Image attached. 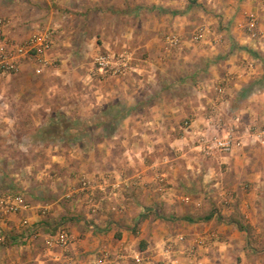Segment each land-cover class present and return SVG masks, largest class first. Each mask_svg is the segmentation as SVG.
I'll use <instances>...</instances> for the list:
<instances>
[{"label":"crops","instance_id":"obj_1","mask_svg":"<svg viewBox=\"0 0 264 264\" xmlns=\"http://www.w3.org/2000/svg\"><path fill=\"white\" fill-rule=\"evenodd\" d=\"M32 1L35 11L22 14L0 2L6 31L17 40L37 28L56 29L49 52L56 65L37 73L25 62L5 80L21 89L0 94V108L22 132L8 159L22 156L29 163L30 175L16 171L13 181L34 207L0 216V264H71L70 259H87L105 247L115 256L122 253L118 264H138L134 256L159 252L171 231L185 233L187 244L216 233L202 253L206 264H264V147L243 133L247 126H264V0ZM48 5L54 6L45 9ZM107 6L117 10L112 20L111 11L104 12ZM153 7L159 10L150 11ZM201 24L210 30L206 39L189 42L187 33ZM175 31L185 42L169 49L162 37ZM125 47L147 51L145 60L134 63L133 72L142 77L130 72L90 79L98 53ZM220 84L225 87L221 99ZM138 85L156 88L146 96L161 100L131 108L105 133L106 121H98L105 118V107L123 98L136 104ZM186 86L194 96L184 95ZM213 103L217 113L211 121ZM59 114L86 119L88 132L42 149L35 131ZM185 118L193 125L184 135ZM235 123L242 143L230 152L207 154L193 146L201 133ZM97 173L107 174L111 185L97 191L96 211L84 199L65 196L80 175ZM234 197L241 201L236 219V208L224 204ZM41 206L49 207L46 215L39 213ZM24 218L31 224L22 225ZM32 224L38 225L37 238L28 234ZM59 224L77 237L64 250L46 240Z\"/></svg>","mask_w":264,"mask_h":264},{"label":"built area","instance_id":"obj_2","mask_svg":"<svg viewBox=\"0 0 264 264\" xmlns=\"http://www.w3.org/2000/svg\"><path fill=\"white\" fill-rule=\"evenodd\" d=\"M7 19L0 14V86L7 77L17 74L22 69L25 62H31L34 65L35 72L42 73L47 68L56 65V59L49 55L54 45L56 29L53 27H41L35 29L30 35L22 40L11 37L6 31ZM255 26L254 19L250 20V27ZM210 32L206 25L196 27L190 37L189 42H199L206 39ZM252 34L257 35V31L253 30ZM187 40V39H186ZM185 42L184 38L178 33H169L165 37V45L169 49L180 47ZM131 53L122 52L111 54L110 52H100L93 60V66L89 71L90 79H106L109 77L124 76L136 70L133 63ZM224 85L216 86L219 98L224 94ZM216 102V101H215ZM217 104L213 103L209 120H214L217 113ZM236 122L239 117L236 116ZM193 120L186 118L181 124L183 134L191 133ZM239 125L237 123L223 128L220 132L201 133L193 142V146L203 152L210 154L217 150L220 152H230L236 144L242 143L241 137L238 135ZM251 139L257 141L264 147V126L251 125L243 128ZM108 175H97L96 177L81 176L77 185L70 188L65 195L67 198L78 197L85 200L92 211L98 209L96 193L98 190L105 191L110 182ZM33 203L27 198L25 193L21 191H0V216L21 213L25 210L33 209ZM38 211L42 215L49 212V207L41 206ZM22 225L27 226L29 220L24 218ZM33 225V224H32ZM31 238L39 236L38 225H33L29 230ZM216 233L211 232L208 235H199L191 243L187 244L188 237L185 233H177L172 239L165 240L160 253H138L134 259L138 264H206L204 254L209 250L215 242ZM1 238L5 240L6 236L1 234ZM77 237L64 224H59L54 231L48 234L46 238L50 246H55L61 250L67 249ZM205 249V250H204ZM157 253L161 258H157ZM121 254L116 256L108 248H101L96 253L88 256L87 259H70L71 264H116ZM123 256V255H122Z\"/></svg>","mask_w":264,"mask_h":264},{"label":"rangeland","instance_id":"obj_3","mask_svg":"<svg viewBox=\"0 0 264 264\" xmlns=\"http://www.w3.org/2000/svg\"><path fill=\"white\" fill-rule=\"evenodd\" d=\"M0 2H1L2 5L8 6V7H13V9L21 12V14L24 13L25 11H28V8H29V10H31V13H33L35 11L33 9V5L36 4V3L33 2L32 0L31 1L30 0H0ZM24 2H29L32 6L30 7V6L27 5L25 7ZM53 6L54 5H52V6L48 5V8H45V9H49L50 10V7L52 8ZM103 7H104V5H100V6H97V9L102 10ZM114 9L115 8L109 7V6H107L105 8L104 12H108L109 10L111 11V14L107 13V18H109L111 20L114 18V12L117 11V10H114ZM152 10H159V8L158 7L150 8V11H152ZM172 33H178V32L175 31V32H172ZM191 33L192 32H188L187 33L188 35H186V36L188 37V39H189ZM168 34L166 33L162 37V40L164 39V41H165V37ZM180 35H181V33H180ZM181 36L183 37L184 35L182 34ZM102 52H110V51H102ZM122 52L131 53L132 57H134L133 58V63L140 62V61L142 62L148 56L147 51H145L144 49L131 50L130 48H127V47L119 49V50H117L115 52H111V54H118V53H122ZM133 71H135V70H133ZM133 71H132V75L133 76L142 77V73L138 74V72H133ZM8 84L9 83H6L4 81V83L0 86V94H1V92L8 91L7 89H13V90L21 89V86H18L19 85L18 83H12L11 86H9V87L7 86ZM41 86H43V88H45L46 84L42 83ZM155 89L156 88H154V87L151 88V87H147L145 85H138V87L135 88V90L137 92L134 91V89H133V93H135L137 95L136 104H132V106H130L128 104V100L129 99L123 98L121 100V102L118 103V104H114V105L110 104V105L106 106L105 107V113H104V117L105 118L102 119V120L98 119V121H101V122L106 121V124H107L108 128L106 129L105 133H110L112 131V129H113V126L116 125V120L120 116H125L126 114H128L130 112L131 108L134 107V108H137V109H143L147 105H151L153 102H156V101L158 102L159 100H161V99H158V98L155 99L154 96H151V97L150 96L149 97L146 96V92L151 93V90L154 91ZM182 90L184 92V95L186 94L187 97L194 96L192 94L193 90H192L191 87H188V86L182 87ZM7 115H8V113L4 112L2 110V108H0V128H1L0 129V191H4V190L6 191V189H9V190H12V191H17L18 190L17 186H16V184H14L15 182L13 181V174L16 171H18V172L21 171L22 173H25V175H26V173L28 175H30V173L28 172L29 170L27 169V166H28L29 163H27L28 161L26 162V161L21 160V159H23L22 156L17 157L18 160L8 159L10 157V155H9L10 152L11 153L13 152L12 149H18V146L16 147L13 144L12 141L13 140L14 141L15 140H18V141L21 140L22 139V137H21L22 136L21 135L22 132H18L17 130L14 129L15 122L14 121L11 122V120L8 118ZM71 118L66 117L65 115L59 114L57 116V118H54V119L51 120V121H53L51 125L42 126L43 127L42 130L35 131V135L40 136V138H42V140H43V143L40 144L42 149H44V147L46 145L52 144V143H50L51 141H54V142L57 141L58 142L61 139H65V138H68V137L71 138V139L73 138V139H76V140L78 139L79 140V139L82 138L83 135H85L88 132L84 128L85 127V123H87L86 119L77 118V119L73 120ZM38 132L41 133V134L39 135ZM93 132L94 131H91L92 134H93ZM101 133H103V131H101ZM10 141H11V143L8 144ZM60 143L61 142H58V144H60ZM97 175H98V173L95 174V176H97ZM105 175H107V174H103V176H105ZM81 176H83V175H80L78 177L77 182L79 181ZM85 176H87V175H85ZM87 177H89V176H87ZM108 179H109V182H111L110 181V177ZM244 186H246V184ZM108 187L106 188V190L108 189ZM21 192H23V191H21ZM237 198L238 199L235 200V197H234V199L232 201L228 200L227 202H224L225 199L223 200L225 205H230V206L232 205L234 208H236L235 215H234L235 218L239 217L238 210H240L239 204L241 202L239 200V197H237ZM76 199L80 201V199H82V198L76 197ZM228 199H230V198H228ZM228 203H230V204H228ZM194 217H196V216H194ZM170 231H168V232H170ZM177 233L175 232L173 234V232L171 231V233L169 235L170 237L167 236L169 238L166 237L165 239L166 240L172 239ZM154 239L156 240V238H154ZM154 241H153V243H155ZM139 245L143 246V247L145 246V244L143 242L139 243ZM154 246L156 247V244ZM160 251H159V253H160ZM153 253H155V252H153ZM157 258H161V255L158 254V253H157ZM119 261L116 264H118Z\"/></svg>","mask_w":264,"mask_h":264},{"label":"trees","instance_id":"obj_4","mask_svg":"<svg viewBox=\"0 0 264 264\" xmlns=\"http://www.w3.org/2000/svg\"><path fill=\"white\" fill-rule=\"evenodd\" d=\"M145 215H146L145 213H144V214H142V217H144ZM235 219H236V218H235ZM237 222H238V221H237ZM239 226H240V227H242V225H240V224H239Z\"/></svg>","mask_w":264,"mask_h":264}]
</instances>
